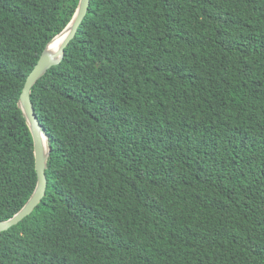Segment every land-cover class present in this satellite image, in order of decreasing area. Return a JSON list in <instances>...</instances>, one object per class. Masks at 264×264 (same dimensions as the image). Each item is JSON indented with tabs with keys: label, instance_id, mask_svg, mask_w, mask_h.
I'll list each match as a JSON object with an SVG mask.
<instances>
[{
	"label": "trees",
	"instance_id": "16d2710c",
	"mask_svg": "<svg viewBox=\"0 0 264 264\" xmlns=\"http://www.w3.org/2000/svg\"><path fill=\"white\" fill-rule=\"evenodd\" d=\"M80 0H0V221L33 195L19 100ZM31 101L45 197L0 264H264V0H91Z\"/></svg>",
	"mask_w": 264,
	"mask_h": 264
},
{
	"label": "water",
	"instance_id": "95a60500",
	"mask_svg": "<svg viewBox=\"0 0 264 264\" xmlns=\"http://www.w3.org/2000/svg\"><path fill=\"white\" fill-rule=\"evenodd\" d=\"M91 0H80L79 6L68 26L62 33L57 35L46 47L45 51L41 55L39 62L28 76L23 92L19 100V106L22 109L24 116L27 119L31 134L34 140V152L36 171L38 175V182L36 189L26 203V205L11 219L6 221H0V233L9 231L11 228L20 224L23 220L29 217L34 210L41 204L43 198L46 195L48 187V179L46 175L47 162L50 155V148L48 143V152H45V147L42 139V134L47 138L48 136L40 123V120L36 114L34 105L31 101V92L33 87L38 81L45 76V74L53 67L59 65L65 57V50L70 43L76 38L81 26L83 25L90 9ZM64 36L63 44L60 52L56 55L49 53V47L59 37Z\"/></svg>",
	"mask_w": 264,
	"mask_h": 264
},
{
	"label": "bare ground",
	"instance_id": "6f19581e",
	"mask_svg": "<svg viewBox=\"0 0 264 264\" xmlns=\"http://www.w3.org/2000/svg\"><path fill=\"white\" fill-rule=\"evenodd\" d=\"M63 40H64V36H61L59 38H57L52 45L49 47V53L52 55H56L60 52V49L62 47L63 44ZM42 139H43V143H44V147H45V152H48V142H47V138L44 134H42Z\"/></svg>",
	"mask_w": 264,
	"mask_h": 264
}]
</instances>
